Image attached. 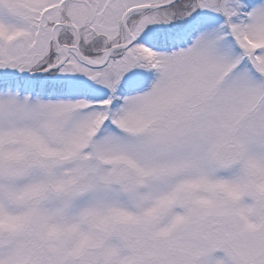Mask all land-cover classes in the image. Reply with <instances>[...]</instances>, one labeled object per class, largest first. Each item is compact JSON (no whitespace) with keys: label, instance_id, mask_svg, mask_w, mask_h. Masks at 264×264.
<instances>
[{"label":"snow or ice","instance_id":"1","mask_svg":"<svg viewBox=\"0 0 264 264\" xmlns=\"http://www.w3.org/2000/svg\"><path fill=\"white\" fill-rule=\"evenodd\" d=\"M0 264H264V0H0Z\"/></svg>","mask_w":264,"mask_h":264}]
</instances>
